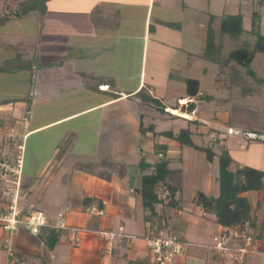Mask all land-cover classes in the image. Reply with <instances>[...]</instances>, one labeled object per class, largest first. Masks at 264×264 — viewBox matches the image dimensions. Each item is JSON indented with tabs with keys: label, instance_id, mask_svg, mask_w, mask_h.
<instances>
[{
	"label": "crops",
	"instance_id": "1",
	"mask_svg": "<svg viewBox=\"0 0 264 264\" xmlns=\"http://www.w3.org/2000/svg\"><path fill=\"white\" fill-rule=\"evenodd\" d=\"M26 1L0 0V7L3 6L4 13V4L11 8ZM135 1L97 0L91 8L84 10V26L76 35L67 36L63 31L46 35L38 29V24L34 27V19L31 24H25H29L30 34L37 31L34 32L35 38L18 41L21 47L15 43H0L1 48L8 46L9 49H16L17 55L32 64L30 68L19 65L15 69L6 66L0 69V94L12 95L16 98L15 103L24 105L20 109L25 111L21 116V125L17 126L12 100L4 98L0 101V144L15 140L17 143L13 142L7 150L17 149L18 145L23 147L19 208L24 214L35 211L36 207L42 208L50 224L79 230L74 234L70 230L41 228L37 235H32L25 229L13 233L0 229V264H151V255L143 241L151 227L145 221L147 213L144 210L141 215L136 212L142 205L134 192L140 187L141 172L137 166L141 159L149 165L169 161L168 168L172 174L168 183L177 189L175 207L168 213L165 205L157 207L160 214L166 211V228L175 233L177 229L187 231V228L189 230L199 223L201 216L206 219L210 215L194 205L193 200L197 192L213 196V160L208 162L205 154L199 153L201 151L181 148L162 135L166 132H154L153 125V113L157 114V111L161 113V116L158 115L161 121L157 124L160 128L167 114L188 124L206 126V121L199 117V102L206 100L201 97L200 84L197 80L199 89L195 98L186 95L176 99V107L164 106V93L170 75L163 76L165 84L159 82L154 85L150 82L154 73L150 77L147 71V55L153 42L162 48L176 43L177 50L202 59L207 36L206 22L209 20L205 15L209 13L202 11L203 2L191 7L188 0H184L182 7L174 10L166 7L167 0H142L139 9L135 7ZM248 3L253 8L251 2ZM37 9L29 10L24 16L19 15L20 18L15 19L16 25H11L9 21L3 27L9 29L16 26L18 30H25L24 22H21L37 16ZM39 11L43 17L45 6ZM136 12L141 18L138 27L135 26L137 19H132ZM261 12L264 19V7ZM73 18L71 15L70 20L73 21ZM130 20L132 23L129 25ZM3 27L1 25L0 30ZM155 35L158 37L155 38ZM69 39H72L71 44ZM81 40L93 43L111 40V44H117V47L113 45L119 52L117 58H95L92 54L94 48ZM118 40L124 43V49H121L120 43L118 45ZM14 57L1 51L0 65L3 62L8 64ZM189 59L193 61L191 57ZM38 63L48 66L37 68ZM155 76L159 74L155 72ZM184 80L187 79L181 80L183 84ZM67 90L83 95L84 102L81 101L66 114L35 122L37 115L31 117L29 111L43 108L46 101L60 98ZM90 96L95 100L93 103L86 102ZM26 97L30 98L28 106L24 100ZM131 101L136 109L132 111L130 107L131 120L128 121L125 109L121 111V103ZM162 109L167 114L161 112ZM124 128L132 129V134L131 131H121ZM148 131L151 138H144L147 145L142 149L139 147L141 144L138 145V136L143 137ZM132 136L135 139L129 143L135 145L129 148L131 156L121 161L120 171L109 172L107 162L119 153L121 140ZM6 151L9 153L10 150ZM146 155L149 160H146ZM201 165L204 171L199 169ZM192 169L199 170L200 174L205 172L204 179H195L193 174V182L190 179L187 182L185 177ZM175 174L180 175L179 185L172 182ZM246 194L243 196L246 197ZM160 198L167 204L166 194L161 193ZM183 199L190 201V206L185 207ZM263 204L255 201V226H250L258 252L247 256L244 264H264ZM6 205L4 201V208ZM90 207H96L103 215L91 216L87 213ZM52 230L57 240L50 248L48 233ZM97 231L122 234L123 237L102 240ZM71 236L78 241L69 242ZM189 257L192 264H222L215 254L206 249H189L176 263L185 264Z\"/></svg>",
	"mask_w": 264,
	"mask_h": 264
},
{
	"label": "rangeland",
	"instance_id": "2",
	"mask_svg": "<svg viewBox=\"0 0 264 264\" xmlns=\"http://www.w3.org/2000/svg\"><path fill=\"white\" fill-rule=\"evenodd\" d=\"M96 1L97 0H48V2L44 5L45 13L43 14V17L41 16L42 12H40L39 10L42 11V7L44 6L39 5L40 9H37V16L21 22H24L23 28H26L25 30L21 29L23 31L18 30V27L16 26H11L8 29V27L4 28L3 25H6V22L9 21H11V25H16L15 19L20 18L19 15L24 16L27 14H25L22 10L25 6L27 7L28 4L22 2L20 4H16L15 6H11V8H9L7 4H4V13L2 12L3 6L0 7V26L2 25L3 27V29L0 30V43H15L20 45L21 47L22 45L17 43L18 41L26 42L28 40H31L34 37V34H36L34 33L36 30L34 29L35 31L30 34L31 29H29V27L27 26H29V24H31L34 19V27L36 28V25L38 24V29L43 31L46 35L58 31H63V33H66L67 36H70L71 34L76 35V32H80L83 29L82 26H84L83 19L85 18L82 17L84 10H86V8H91L92 4ZM202 2L204 3V8L202 11L205 13L208 12L210 14L208 15L210 17H213L212 35H214L215 37V44L224 41L220 43H223L221 49L223 58H227L231 52L238 49L251 50L253 48V45L255 44V35L251 31V16L249 15L251 13L250 11L252 7L248 2L244 0L187 1L188 5H190L191 7H197L198 4L196 3ZM254 2L256 1L254 0ZM183 3H185L184 0H167V3L165 5L169 9L178 10L182 7ZM142 4V0H136L134 3L137 9H139ZM238 14H241L243 17L244 32L235 39H233V37L231 38L230 36H226L223 40L219 39L220 34H218V29L220 18L224 15ZM71 15H73L74 17L73 21L70 20ZM208 15L205 16L209 19L210 17ZM262 17L259 21L261 27H256V30H258L261 35H264V19H262ZM133 18L137 19V23L135 26L138 27L139 20L141 19L139 17V13L136 12L135 16L132 17V19ZM130 22L132 23V21H129V25ZM208 22L209 20L206 22V26ZM157 37L158 35L155 38ZM69 40L71 44L72 39ZM81 41L83 42V44L90 45L91 48H94L92 50V54L95 58L99 57V59H114L117 58V53H119L113 47L115 43H110L111 40H102V42L94 41V43L92 41ZM117 42L118 45L120 43L119 46H121V49H124V43H121V40H118ZM102 43H104L106 46L104 47ZM59 44L60 47L63 48V43L60 42ZM114 46L117 47V44ZM160 47L161 45L157 43L155 44V42H153V44L151 45V50L147 55V71L150 72V77L152 76V73H154V76L155 72L159 74L158 77L153 76L152 81H150L154 83V85L159 82L165 84L166 78L162 80L163 76L170 75L169 82L167 80L168 88L166 90V93H164L163 105L176 107V99L187 95L186 85L183 84L181 80H198L200 84L201 97L206 99L199 102V117L206 121V126L203 125L198 127L193 124H188V122L184 120L170 117L167 114L166 116H168L169 118L167 117L165 118V121L161 122L160 128L157 126V124L159 123V121H161L160 117L158 116L161 113L156 111L157 114L153 113L154 132H172L173 135L176 136L181 129H188L192 132L191 139L196 146L202 149H211L214 152L215 156L212 162V176L215 182V184L213 185L214 197L218 195V185L216 183V179L218 177V161L220 156H222L224 152H227L231 159V163L228 167L230 172L235 173L241 167H249L258 171H262L264 173V83L261 82L262 80H264V54L255 55L254 60L250 65V70L255 76H251L248 74L247 68L240 66L239 64L232 61L229 62L224 72L222 73L220 72V69L217 65L200 59L198 56H188V54H184L180 50H177L176 43L164 46L163 48ZM7 48L8 46L5 48L0 47V52L6 51L8 54H13V56L15 55V57L8 64H4L3 62L0 65V69H4V66L12 67L14 69L19 65L23 68H30V66H32V64H30L28 61L25 62L24 58H21L20 55H17L15 53L16 49ZM18 52L21 53V50H18ZM100 52L102 57L100 55ZM190 57L193 59V61H190ZM170 61H172L173 63L171 64ZM47 66V64H37V68H43ZM69 92L70 91L67 90V92L61 94L60 98L58 97V99L46 101L43 108L30 110V116L33 117L37 115V117H35V122L47 121L59 115L66 114L75 106L80 105L81 101L82 103L84 102L83 95H79L75 91H71L70 93ZM10 97H12V95L1 93L0 101L4 100V98L12 100L15 108L14 117L17 121L16 125L19 126V124L21 123V116L24 115L25 112L20 108L24 105L21 103L18 104L17 102L15 103L16 98ZM24 100L26 105L28 106L30 98L26 97L24 98ZM94 101L95 100L93 99V96H90L88 100H86V102L88 103H93ZM151 105L153 108L155 107L154 104ZM121 106V111L125 109L128 121H130V107L132 111L136 109V107L134 106L132 101L131 103L128 102L126 104L121 103ZM149 123L150 122H147V124ZM121 131H131L132 134V129L129 130V128L121 129ZM148 133H150V131L146 132V135H144L145 137H142L141 135L138 136L140 139L138 145L141 144L139 147L142 149L146 148L145 145H147L144 141V138H151V133L150 135ZM132 139L134 140L135 137L132 136L121 140L119 153L115 154L111 161L107 162L108 168L106 169H108L109 172H118V170L120 171L119 164L122 163L121 161L131 156V154L129 153V148L135 145V143H129ZM13 142L16 141H5L3 145L1 144L2 147H0H4V150L6 151V148L12 147L11 144H13ZM9 150L6 151H9V155H12L17 151L16 147ZM199 153L205 154L202 151ZM147 159L149 160L148 155H146V160ZM27 163L28 160L26 157V164ZM199 169L204 171L202 165L199 167ZM204 173L205 172H202L200 174L199 170L192 169L190 175H186L185 180L187 181V179H190L191 182H193V174L195 176V179H204ZM179 176V174H175L173 176V184H180ZM246 197L253 209H255L254 203L256 200L264 203V179L263 188L261 189V191L251 192L248 195L246 194ZM183 203L185 207L190 206V201H188L187 199H183ZM262 206L264 210V204ZM36 208L37 209L35 211L40 210L43 213L42 208ZM136 212L137 214L141 215L143 209L139 206V209H137ZM255 213L256 211L254 212V215ZM117 229L118 228L115 227L116 231ZM219 229L220 227L214 221V216L209 215L208 217H206V219L202 218L201 216L199 218V223L189 228V230L187 228V231L177 229L176 234L189 242L191 241L190 243L194 245L201 246L207 244L209 245L211 243L212 236L216 232H218ZM190 259V257L187 258L185 260V264H192L193 262ZM170 264L177 263L175 260H173V262H171Z\"/></svg>",
	"mask_w": 264,
	"mask_h": 264
},
{
	"label": "trees",
	"instance_id": "3",
	"mask_svg": "<svg viewBox=\"0 0 264 264\" xmlns=\"http://www.w3.org/2000/svg\"><path fill=\"white\" fill-rule=\"evenodd\" d=\"M47 0H27L25 3L28 6L24 7L22 11L26 14L29 10H36ZM251 2L253 9L251 12V31L255 35V44L251 50L238 49L229 54L227 58L222 57V44H215V37L212 35L213 17L209 18L207 25V36L205 50L202 54V59L217 65L220 72H224L225 68L230 61L239 64L248 69V74L255 76L250 70V65L254 60L256 54H264V35H261L256 27L260 26L261 8L264 7V0H244ZM22 16V15H21ZM218 34L219 39L223 40L226 36L235 39L243 32V17L238 15H224L219 20ZM170 26V25H169ZM257 31V32H256ZM261 82L264 83V80ZM186 85L187 95L195 98L198 94V82L196 80H184ZM193 104H191L192 106ZM164 114L165 111L162 109ZM171 116V115H170ZM168 139H171L179 144L181 148H193L205 153L208 162H212L215 154L211 149H202L195 146L191 140V133L189 130L181 129L179 133L174 136L172 132L162 133ZM166 151V148H164ZM231 159L227 152L220 156L218 161V195L217 197L205 196L201 192H197L193 200L194 205L200 207L206 214L213 215L215 223L220 228L231 227L248 222L251 227L255 226L253 214L255 209L252 208L250 202L243 194L251 192H259L263 188L264 173L249 167H241L235 173L230 172L228 169ZM169 161H159L152 165L145 163L141 159L137 168L141 172L140 187L136 189L135 195L139 198L143 210L147 213L145 221L150 224L151 229H162L167 227V213L175 207L174 196L176 194V187L168 183V178L171 176L172 171L168 168ZM161 193L167 196V210L163 214L158 213L157 207L164 204L163 199L160 198ZM165 221V222H164ZM48 245L51 248L56 242L57 238L54 235V230L48 233ZM203 249V248H192ZM205 250V249H204Z\"/></svg>",
	"mask_w": 264,
	"mask_h": 264
},
{
	"label": "built area",
	"instance_id": "4",
	"mask_svg": "<svg viewBox=\"0 0 264 264\" xmlns=\"http://www.w3.org/2000/svg\"><path fill=\"white\" fill-rule=\"evenodd\" d=\"M22 150L23 147L18 145L17 151L9 155V153L4 152V147L3 149L0 147V204L3 206L0 208V229L9 233L25 229L32 235H37L41 228L70 230L71 233H78V229L50 224L41 211L22 213L19 208L23 174ZM4 201L7 203L5 208ZM87 213L95 217L103 215V212L96 207L88 208ZM96 233L102 240L123 237L122 234L111 232L97 231ZM68 240L73 243L78 241V238L71 236ZM143 241L151 255V264H170L173 260L176 261L183 257L192 248H203L211 251L222 264H244L247 256L258 252L257 241L248 222L221 228L212 236L209 245L190 244L166 227L159 230H149L143 237Z\"/></svg>",
	"mask_w": 264,
	"mask_h": 264
},
{
	"label": "bare ground",
	"instance_id": "5",
	"mask_svg": "<svg viewBox=\"0 0 264 264\" xmlns=\"http://www.w3.org/2000/svg\"><path fill=\"white\" fill-rule=\"evenodd\" d=\"M178 115H180L181 116V114L180 113H178V112H176ZM182 116H184V115H182ZM184 117H187V116H184ZM188 119V118H187Z\"/></svg>",
	"mask_w": 264,
	"mask_h": 264
}]
</instances>
